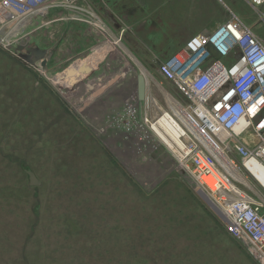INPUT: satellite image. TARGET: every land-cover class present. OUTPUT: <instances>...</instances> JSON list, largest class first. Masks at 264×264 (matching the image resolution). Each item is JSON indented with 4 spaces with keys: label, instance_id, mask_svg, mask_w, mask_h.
I'll return each instance as SVG.
<instances>
[{
    "label": "rangeland",
    "instance_id": "obj_1",
    "mask_svg": "<svg viewBox=\"0 0 264 264\" xmlns=\"http://www.w3.org/2000/svg\"><path fill=\"white\" fill-rule=\"evenodd\" d=\"M202 5L173 0L158 20L213 27L195 26L206 17ZM30 37L13 52L0 49V264H258L196 194L192 173L169 147L126 128L127 108L154 112L138 98L141 69L131 54L177 96L156 57L146 62L125 36H110L61 62ZM107 42L113 48L89 73L55 82ZM152 46L145 52L168 55ZM245 171L264 196V181Z\"/></svg>",
    "mask_w": 264,
    "mask_h": 264
},
{
    "label": "built area",
    "instance_id": "obj_2",
    "mask_svg": "<svg viewBox=\"0 0 264 264\" xmlns=\"http://www.w3.org/2000/svg\"><path fill=\"white\" fill-rule=\"evenodd\" d=\"M249 2L264 20V0ZM56 21L85 23L107 35L104 41L109 36V26L87 0H0V49L20 47L35 29ZM156 59L159 74L177 92L169 94L178 108H165L178 123L175 140L168 137L176 149L156 132V116L148 110L138 115L137 107L127 108V130L168 146L192 173L196 194L245 251L264 264V196L242 180H249L246 168L264 181V38L229 10L226 20ZM251 134L256 143L249 140Z\"/></svg>",
    "mask_w": 264,
    "mask_h": 264
},
{
    "label": "crops",
    "instance_id": "obj_3",
    "mask_svg": "<svg viewBox=\"0 0 264 264\" xmlns=\"http://www.w3.org/2000/svg\"><path fill=\"white\" fill-rule=\"evenodd\" d=\"M87 1L92 5L93 9L102 18V20L109 26L108 37L120 36L124 38L125 36V38L131 42L130 47H132V50H135V48L136 50H140L144 56L142 59H144L146 62H150L152 57L160 58L154 52H150V50L148 52L149 54L145 52L149 42L153 44L152 47L153 49L155 48L154 51L159 52L161 49L164 50L168 48L169 54V52L171 53L177 49V47L173 46L175 45L174 42H177L178 40L187 41L193 34L204 29H208H193L192 26H190V23L176 22L174 19L163 21V23L166 25V27L163 28V23L158 20L159 14L165 9V6L173 3V0ZM201 1L203 4V10L206 11V17L201 22L197 21L196 23H198V25L195 26L213 25V27H215L218 23L226 20L227 17L223 19V12L225 10L239 11L245 18L246 23L250 25L257 34L264 38V20L259 19V21L253 22L254 17L252 16L251 11L253 14L254 11L255 13H257V11L250 4L249 0ZM167 8H174V4H172V7ZM260 9L262 12H264V5L261 6ZM158 25L162 30L161 33H158ZM143 31L146 32V34H143ZM33 34H37L38 37L35 39L37 40L36 43H38L41 50L45 51V55L61 57V62L67 60L69 57L76 56L81 52L92 49L97 44L104 41L105 36H107L97 32L92 26L76 21L52 22L35 29L32 33V36ZM31 40L32 39H30V42H32ZM111 48H113V46ZM111 48L108 49L107 53ZM94 51L95 48L93 49L92 53ZM162 56V58L165 57V55ZM97 64L98 63L93 65V67L97 66ZM152 88L153 87L151 83L148 88L150 92Z\"/></svg>",
    "mask_w": 264,
    "mask_h": 264
},
{
    "label": "bare ground",
    "instance_id": "obj_4",
    "mask_svg": "<svg viewBox=\"0 0 264 264\" xmlns=\"http://www.w3.org/2000/svg\"><path fill=\"white\" fill-rule=\"evenodd\" d=\"M115 41H116V43H119V46L122 45V42L119 39H117ZM111 45H113V43H111V42H107L105 44L100 45L99 49L95 53L91 54L90 56H88L84 60H79L77 63H75L73 66H71L70 69L68 70V72L66 73L68 76L62 74V75L54 76L53 79L55 80V82L68 83V82H70V79L72 80V79H74V77L80 76L82 74L85 75L86 73H89L91 71V70H89L90 67H93V65H95L96 63L101 61V59L106 55L108 49L111 48ZM122 47L124 48L125 51H128L124 45H122ZM130 56L134 60V62L139 66V68L141 69V73H143L145 75V78L147 81V83H146L147 91H146L144 100H147V101L149 100L148 103L151 104V106H153V111H154L153 114L156 116V121L153 122V126H154L156 132L158 134H160L162 136V138L164 137L166 140H168L171 143L170 145L172 148L176 149L175 145L172 143V141H170V139L168 137L172 136L175 140L174 133L178 129V123L176 122V119L174 118V114L172 112L166 111L165 106L161 102L160 97L158 95H156V93L155 94H149L148 88H149L150 84L151 83L156 84L157 90L160 91L164 95V97H165L164 101L169 107L174 108L177 105V101L172 94H169L171 92H169L165 88V86L160 84V82H157L155 76H153V74L149 71L147 66L143 65V63L141 61H139L132 54ZM87 70H89V71H87ZM175 108H178V107H175ZM163 112H165L166 115H164L162 117ZM174 113H176V112L174 111ZM231 169L234 170L232 165H231ZM192 177H193V175H192ZM242 180L245 183L249 184L251 187H253L252 184L249 182V180L243 179V178H242Z\"/></svg>",
    "mask_w": 264,
    "mask_h": 264
},
{
    "label": "water",
    "instance_id": "obj_5",
    "mask_svg": "<svg viewBox=\"0 0 264 264\" xmlns=\"http://www.w3.org/2000/svg\"><path fill=\"white\" fill-rule=\"evenodd\" d=\"M146 78L143 73H140L137 77V91L139 99H144L146 94ZM31 181L33 183H38V180L33 172H30Z\"/></svg>",
    "mask_w": 264,
    "mask_h": 264
},
{
    "label": "clouds",
    "instance_id": "obj_6",
    "mask_svg": "<svg viewBox=\"0 0 264 264\" xmlns=\"http://www.w3.org/2000/svg\"><path fill=\"white\" fill-rule=\"evenodd\" d=\"M138 75H139V74H138ZM138 98H139V97H138ZM140 100L144 101V99H140ZM137 109H138V115H140V113L144 111V110H142L139 106H137ZM138 115L136 116V119H137ZM136 119H135V120H136ZM251 184H252V183H251ZM252 185H253V184H252Z\"/></svg>",
    "mask_w": 264,
    "mask_h": 264
}]
</instances>
